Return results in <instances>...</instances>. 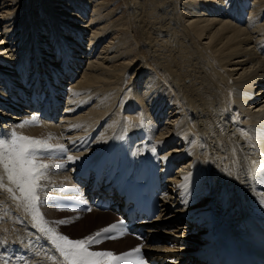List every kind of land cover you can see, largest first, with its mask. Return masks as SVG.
I'll list each match as a JSON object with an SVG mask.
<instances>
[{
  "label": "bare ground",
  "instance_id": "6f19581e",
  "mask_svg": "<svg viewBox=\"0 0 264 264\" xmlns=\"http://www.w3.org/2000/svg\"><path fill=\"white\" fill-rule=\"evenodd\" d=\"M155 1L131 0L125 13L141 33L135 36L140 59L130 55L134 51L125 37L119 44L106 42V35L114 37L113 31L124 26L120 21L101 27L114 13L104 16L99 0H40L38 8L27 0L25 17L20 22L11 17V26L0 8V134L14 131L40 141L47 137V148L65 149L57 151L64 154L59 153L61 157L38 161L48 168L35 202L20 198L5 176L4 183L13 192L0 188V264H66L54 253L60 254L51 239L41 244L38 233L33 235V226L81 240L116 220L90 212L82 220H70V232L79 234L73 237L59 225L60 215L79 214L48 207L43 194L54 185L71 184L90 161L86 155L101 156L108 148L107 154L122 160L123 151L134 142L145 147L142 154L151 150L155 160L161 155V160L168 156L172 161L171 176L159 177L164 187L161 199L169 203L145 228L143 243L126 237L108 242L110 247L101 251L119 253L142 244L148 264H209L206 257L212 249L241 251L257 238L244 235V230L258 232L253 224L256 207L264 205L257 195L263 151L249 127L264 111V0L251 3L250 15L245 9L248 0H158L171 6L168 11ZM92 3L95 16L87 23ZM62 22L67 26L61 27ZM3 25L8 26L5 31ZM44 25L50 30L43 35L39 27ZM77 30L82 31L75 34ZM85 30L92 32L89 40ZM80 59L89 64L75 79ZM133 63L139 68L132 82L128 74ZM68 77L66 91L63 80ZM49 99L58 101L56 111L66 107L70 111L57 118L59 123L37 117V104L48 109ZM20 102L28 105L15 108L22 106ZM33 117L34 123L25 124ZM97 161L92 164L101 167ZM178 168L187 181L175 174ZM37 213L42 221L34 219ZM108 217L112 220L105 222ZM201 238L208 242L197 246ZM25 251L27 256H21Z\"/></svg>",
  "mask_w": 264,
  "mask_h": 264
},
{
  "label": "snow or ice",
  "instance_id": "6c2138e0",
  "mask_svg": "<svg viewBox=\"0 0 264 264\" xmlns=\"http://www.w3.org/2000/svg\"><path fill=\"white\" fill-rule=\"evenodd\" d=\"M36 119L33 117L31 121H26L25 124L34 123ZM25 124L20 126L23 127ZM47 147L46 142L31 137L17 136L15 133H12L10 142L0 141V169L4 173V175H0V188H5L10 193L13 192V188L7 187L4 183L6 176L7 181L21 193L20 198L32 202L38 200L36 189L39 186V181L44 177L48 165L38 162L36 151ZM261 167L264 168V165ZM34 219L42 221L39 213ZM115 227V225L110 226L101 232H97L94 236L81 240H72L67 236L55 233L51 229H42V231L51 233L52 242L66 264H125L126 259L131 257L133 253L117 256L111 252L89 250L90 245L99 242L98 238L102 232L112 231ZM139 251V248L133 250L135 253H139ZM136 264H143V261L138 259Z\"/></svg>",
  "mask_w": 264,
  "mask_h": 264
},
{
  "label": "rangeland",
  "instance_id": "374dc122",
  "mask_svg": "<svg viewBox=\"0 0 264 264\" xmlns=\"http://www.w3.org/2000/svg\"><path fill=\"white\" fill-rule=\"evenodd\" d=\"M27 0H3V1H0V8H3V10H1L2 12H3V16L2 17H5L6 19V21H8V22H10L11 21V17H15L14 19H15V22H20V20H23V18L25 17V15H26V6H25V4H24V2H26ZM34 1V4H35V6H36V8H38L39 7V2H40V0L38 1V0H33ZM83 1V0H82ZM101 1V2H100ZM129 1H131V0H99V3H101V5H102V7H103V9H102V13H103V15L104 16H108L109 17V15H108V13L110 14H113L114 13V15H112L111 16V14H110V16H111V19H113V20H109L110 22L109 23H107L106 22V24L105 23H102V25H101V27H103L104 25L105 26H110V24H114L115 22H120L121 21V23H122V25L124 26L123 28H120L119 27V31H113L114 32V34H113V36L114 37H111V35L110 34H108V35H106V42L108 41V42H110V41H113V42H116V43H118L119 44V41H122V39H123V41L122 42H124L125 40H124V38H122V37H125V39H127L125 42H128L127 43V45L129 46V47H131V49H132V51H134V53H130V55L133 57V58H135L134 56H136V57H139L138 59H140L141 57H140V47H139V45L136 43V41H135V36H137L138 38L141 36V33H140V30L137 28V27H135V24H133L132 25V22H134V21H131V19L128 17V15L127 14H125V13H128V10H129V6H130V4H129ZM157 1V2H156ZM155 2L156 3H153V4H159V3H162V4H165L164 2H160V1H158V0H156ZM185 1V0H184ZM227 1H229V0H227ZM226 0H224V2H227ZM96 1H94V3H95ZM3 3V4H2ZM98 3V4H99ZM103 3V4H102ZM250 3V4H249ZM251 3H252V6H255L256 5V2L254 1V0H249L248 1V4L245 6V9L248 11V10H250V8L252 7L251 6ZM97 4V3H96ZM84 5H87V4H85V2H84ZM93 5H95V4H91V5H88L89 6V8H88V12L86 13V17H85V22H87V23H89L90 21H91V19H92V17L93 16H95L94 14V9H93ZM182 5V4H181ZM105 7V8H104ZM169 8H171V6L168 4H165L164 5V9H163V11H168L167 9H169ZM184 8V6H182L181 7V9H183ZM126 9H127V11H126ZM220 10H224V9H220ZM9 11V12H8ZM71 12L72 11H76V10H74V9H71L70 10ZM125 11V12H124ZM17 12V13H16ZM94 13V14H93ZM224 13H226V12H224ZM248 13H249V15H250V13L251 12H249L248 11ZM124 14V15H123ZM5 15V16H4ZM246 15V17L244 16V20L245 19H247L248 18V15L247 14H245ZM108 17H106V19L108 18ZM121 17V18H120ZM67 19H69V18H67ZM120 19V20H119ZM122 19H123V22H122ZM127 20V21H126ZM69 21L71 22V23H75V21L74 20H71V19H69ZM113 21V22H112ZM129 21V22H128ZM264 21V18L262 19V21L261 22H263ZM78 22H81L80 20L78 21ZM84 22V23H85ZM125 22V23H124ZM11 23L12 22H10V23H8L7 25L8 26H11ZM61 24V23H60ZM62 26L61 27H66L67 26V24H65L64 22H62ZM14 25V24H13ZM126 25V26H125ZM8 26H6V25H3L2 27V31L4 30L5 31V27L7 28ZM100 27V26H99ZM122 27V26H121ZM29 28V27H28ZM40 28V33L41 34H43L42 32H44V31H48V30H50V27L49 26H46V25H44V26H41V27H39ZM11 29V28H10ZM73 30L75 29V28H72ZM129 29V30H128ZM131 29V30H130ZM138 29V30H137ZM117 30V29H116ZM82 30H77V32L75 33V34H77V33H79V32H81ZM84 32H88V34H85V38H87V40H89L90 38H91V36H92V32L90 33L89 31H84ZM118 33H120V34H118ZM112 34V33H111ZM44 35V34H43ZM126 35H127V37H126ZM117 37V38H116ZM120 37H121V39H120ZM110 38V39H109ZM111 38H115V39H111ZM110 40V41H109ZM115 40V41H114ZM118 40V41H117ZM131 42V43H130ZM134 44H133V43ZM121 43V42H120ZM130 43V44H129ZM133 44V45H132ZM86 45H88V43H86V44H84L83 45V48H84V46H86ZM130 45H132V46H130ZM86 47H88V46H86ZM102 48H103V46H102ZM137 48H138V50H137ZM18 49H14V51L16 52ZM101 49L99 50V52H98V56L100 55V53H101ZM81 52H79L78 54H76V56H78L77 58L79 59L80 57L79 56H81V55H79ZM81 61V65L80 66H77V67H75L74 68V72H73V74H74V76H75V79H77V77L78 78H80V77H82V74H84V72H82L83 71V69L85 70V68H87L88 67V64H89V60H87V59H80ZM84 61H85V63H84ZM84 63V64H83ZM65 67L66 66H68V64H67V62H65ZM83 64V65H82ZM68 67H70V66H68ZM72 67V66H71ZM71 67H70V69H71ZM131 68L133 69L129 74H128V76H130L129 78L130 79H132V82H133V80H134V77L135 76H137V75H134V72L139 68L138 67V63H133V65L131 66ZM1 71V70H0ZM63 82H64V87H63V89L64 90H68V86H70V83L69 82H71L70 81V79H69V77L68 78H66V79H64L63 80ZM132 84V83H131ZM22 92H24V91H22ZM25 92H27V94H28V96H30L29 94H30V88H28ZM170 115V110L168 109L167 111H166V117H168ZM61 118V117H60ZM164 119V118H163ZM166 120H164L163 122H165ZM164 125H165V123H164ZM43 142H48L47 140H42ZM179 166V165H178ZM183 166H181V168H182ZM181 168H178V171L176 172L177 173V175L179 174V176L181 177V176H184V174L182 173V171H180L181 170ZM181 172V173H180ZM75 214V213H74ZM79 215H69L68 213L66 214V213H64V214H61L60 215V217H61V221H63V223H59V225L60 226H62V228L63 229H65L64 230V232L66 233V234H68L67 232L69 231V233L71 234V236H73V237H78V235L74 232V233H72V232H70V228L69 227H71V226H69V222H70V220H74V221H72V222H77V221H79V220H82V218H84V215H87V216H89L88 214H82V213H78ZM80 214H82V215H80ZM220 214V213H219ZM64 215V216H63ZM116 218V217H115ZM172 219V218H171ZM112 220V217H108L107 219H104V221L105 222H110ZM171 222H172V225H174V221H172L171 220ZM187 223V222H186ZM186 223H184V224H186ZM175 225H177V226H179V223L177 222V224H175ZM174 225V226H175ZM73 226V225H72ZM184 226V225H183ZM80 233H83V232H80ZM69 234V235H70ZM158 235H162V236H164V239L165 238H167L165 235H163L160 231H159V233H157ZM84 238V237H83ZM82 238V239H83ZM202 238H205V236L204 237H202ZM202 238H201V240H200V243H198L197 244V246L198 245H201V244H204V243H207L208 241L207 240H203L202 241ZM110 243H108V245L107 244H105V248H102V249H106V248H109L110 247V245H109ZM196 246V247H197ZM195 253H196V250H195Z\"/></svg>",
  "mask_w": 264,
  "mask_h": 264
},
{
  "label": "trees",
  "instance_id": "16d2710c",
  "mask_svg": "<svg viewBox=\"0 0 264 264\" xmlns=\"http://www.w3.org/2000/svg\"><path fill=\"white\" fill-rule=\"evenodd\" d=\"M158 239H163V237L162 236H158Z\"/></svg>",
  "mask_w": 264,
  "mask_h": 264
}]
</instances>
